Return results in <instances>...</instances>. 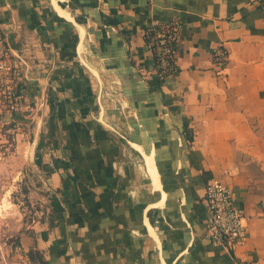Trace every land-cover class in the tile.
Instances as JSON below:
<instances>
[{
	"label": "crops",
	"instance_id": "1",
	"mask_svg": "<svg viewBox=\"0 0 264 264\" xmlns=\"http://www.w3.org/2000/svg\"><path fill=\"white\" fill-rule=\"evenodd\" d=\"M170 20L182 23L179 69L161 80L145 31ZM0 24L23 95L18 112L0 111V126L23 125L28 140L33 125L27 142L51 210L23 237L25 251L48 264H264V0H0ZM99 28L115 59L95 48ZM87 36L127 94L139 135L109 123L101 73L81 54ZM218 44L230 52L220 69ZM135 80L153 114L135 103ZM53 138L58 147L46 144ZM214 177L244 212V244L205 237Z\"/></svg>",
	"mask_w": 264,
	"mask_h": 264
},
{
	"label": "rangeland",
	"instance_id": "2",
	"mask_svg": "<svg viewBox=\"0 0 264 264\" xmlns=\"http://www.w3.org/2000/svg\"><path fill=\"white\" fill-rule=\"evenodd\" d=\"M97 32L99 35L94 40L95 48L112 52L114 55L111 57L115 59L116 52L105 32L100 28ZM95 48L87 36L81 54L84 58L91 57L101 73L103 103L109 123L125 138L131 133L139 135L138 121L127 94L118 77L106 67ZM143 89L135 80V103L146 110L147 114H153L157 105L150 98L146 100L147 96L141 94ZM26 132V127L12 121L0 126V264H42L35 255L34 258L29 255V251L34 249L25 251L27 244L25 240L22 242L23 237L39 224L41 217L51 214L47 188L40 179L39 165L31 155L33 144L27 142L34 137L33 125L29 126L28 140L25 139ZM17 134H23V138L20 136L17 140ZM46 144L52 145L51 141Z\"/></svg>",
	"mask_w": 264,
	"mask_h": 264
},
{
	"label": "built area",
	"instance_id": "3",
	"mask_svg": "<svg viewBox=\"0 0 264 264\" xmlns=\"http://www.w3.org/2000/svg\"><path fill=\"white\" fill-rule=\"evenodd\" d=\"M180 20L155 21L145 31L146 48L155 59V70L161 80L178 72L177 48L181 39ZM213 65L220 69L230 61V52L223 44L212 49ZM21 74L12 60L6 35L0 24V111L9 115L19 111L23 95L19 90ZM233 191L218 177L210 179L205 188L204 201L208 217L206 239L215 246L232 247L244 244L249 226L242 209L234 205Z\"/></svg>",
	"mask_w": 264,
	"mask_h": 264
},
{
	"label": "trees",
	"instance_id": "4",
	"mask_svg": "<svg viewBox=\"0 0 264 264\" xmlns=\"http://www.w3.org/2000/svg\"><path fill=\"white\" fill-rule=\"evenodd\" d=\"M50 105H51V116L49 118V124H50V128H49V135L50 137L54 136V133L57 130V124L55 122L56 117H57V108H56V103L54 102L53 99H50ZM52 146L53 147H58L59 146V142L57 141V139H52L51 140ZM43 143L42 141L37 145V149L42 147ZM29 255L31 257L34 258V255L36 258L39 259V261L42 264H48V262L44 259L43 255L41 254V252L39 250H30L29 251Z\"/></svg>",
	"mask_w": 264,
	"mask_h": 264
},
{
	"label": "bare ground",
	"instance_id": "5",
	"mask_svg": "<svg viewBox=\"0 0 264 264\" xmlns=\"http://www.w3.org/2000/svg\"><path fill=\"white\" fill-rule=\"evenodd\" d=\"M95 14V13H94ZM95 16V15H94ZM96 17V16H95ZM107 35H108V38H110V40H111V42L112 43H116L117 44V46L119 47V46H121V41H119L118 40V38L114 35V33H113V31H110V32H108L107 33ZM116 46V47H117ZM119 52V51H118ZM124 52V51H123ZM118 54V53H117ZM125 57V56H124ZM122 58V57H121ZM105 59H106V61L107 62H110V65H111V69L113 70V69H115V70H118V69H116V65L114 64V62L109 58V57H107V56H105ZM123 61V60H122ZM121 63V62H120ZM130 66V65H129ZM128 69V68H127ZM121 72V71H120ZM118 73V72H117ZM125 73V72H124ZM122 75H123V73H122ZM129 89V88H128ZM152 91V90H151ZM132 93V92H131ZM152 93V92H151ZM130 95V94H129ZM138 108V107H137ZM142 110V109H141ZM144 113V112H143ZM143 116V115H142ZM144 127V126H143Z\"/></svg>",
	"mask_w": 264,
	"mask_h": 264
}]
</instances>
